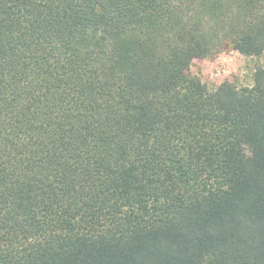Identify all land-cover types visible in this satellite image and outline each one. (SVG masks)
<instances>
[{
    "label": "trees",
    "instance_id": "16d2710c",
    "mask_svg": "<svg viewBox=\"0 0 264 264\" xmlns=\"http://www.w3.org/2000/svg\"><path fill=\"white\" fill-rule=\"evenodd\" d=\"M228 48L264 0H0V264H264V62L191 72Z\"/></svg>",
    "mask_w": 264,
    "mask_h": 264
},
{
    "label": "rangeland",
    "instance_id": "374dc122",
    "mask_svg": "<svg viewBox=\"0 0 264 264\" xmlns=\"http://www.w3.org/2000/svg\"><path fill=\"white\" fill-rule=\"evenodd\" d=\"M261 62H264V58L246 56L228 48L217 55L194 60L191 72L201 78L210 90L226 81L244 86L252 84L254 71ZM251 154L248 140L243 139L237 155L248 158Z\"/></svg>",
    "mask_w": 264,
    "mask_h": 264
}]
</instances>
